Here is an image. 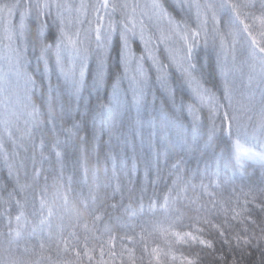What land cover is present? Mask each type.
<instances>
[{"label":"snow or ice","instance_id":"6c2138e0","mask_svg":"<svg viewBox=\"0 0 264 264\" xmlns=\"http://www.w3.org/2000/svg\"><path fill=\"white\" fill-rule=\"evenodd\" d=\"M175 12L178 8L185 15L177 20L169 9ZM195 9L196 24L191 26L189 18L192 10ZM150 10V11H149ZM19 14V25L13 20L15 15ZM91 13V19H88ZM211 14L213 22L212 32V51L216 52L217 59L221 54L227 61L228 53L232 54L233 62L236 60V53L239 50L246 56L244 63L252 69L248 76L249 86L256 83L257 93L251 92L248 95L247 103L237 104L234 102L233 88L229 85L225 77L223 83L222 99L209 89L197 87L194 89V101L187 105L189 116L192 117L190 135L191 143L187 141V133L183 142H174L167 135V124L157 130L156 124L151 120H145L143 112L146 105V96L144 89L149 83L148 71L144 67L145 60L152 62V67L157 73V81L166 83L168 70L175 67V70L189 84L192 83L195 72L198 69L197 57L200 55L201 41L203 43L204 55H209V30L207 23ZM53 15L55 16L54 19ZM227 17V31H221L220 16ZM58 28V35L53 36L49 29L48 21ZM26 20L28 24H26ZM146 20L151 23L156 21V31L147 29ZM167 21L168 30L161 29L160 22ZM87 22L88 28L82 26ZM94 24V27H93ZM34 29V38L29 40L28 34ZM85 33V39L89 42L85 46L81 39V32ZM0 59H6L10 66L9 75L15 74L17 77L23 75L33 85L35 81L26 72L24 66L29 63L28 51L31 48L35 54L37 48L39 55L37 60L44 63L45 73L56 72L58 77L63 78L67 87L70 100L66 105L59 96L45 101L48 111L45 114L36 105H32V111L29 113L31 122L43 123V117L47 115V126L52 133V139L46 143L41 134L39 144L34 139L35 123L32 127L26 128L28 140L32 143L33 149H39L40 160L37 164L35 155L32 157L31 172L29 173L27 165L21 161L18 169L24 170V183H20L17 174L16 186L8 193L7 198L0 196V217L6 219V230L0 231V246L7 252L6 258H0V264H21V261L15 256L14 252L19 247L22 239L20 222L27 223L26 208L31 203L32 215L38 218L39 225H48L50 227L51 218L56 212L55 201L49 197V175L43 165L45 162L50 165L55 161L59 170L54 167L50 169L53 181L52 186L56 188L54 197L60 196L63 186V161L66 149L71 146L74 150H79L81 145L87 146L89 139L87 134L81 136L85 131L81 122L75 119L71 122V127H61L57 130V119H62L65 115L71 117L73 112H79L82 93L88 87L97 93V114L103 112L106 116L104 123L97 124V116L92 117V142L99 145L104 135L108 136V151L105 154V160H111L112 169L109 174L107 168L105 175L109 176V181L103 186L96 184V194L89 193L88 197H83L80 204L84 212H87L94 226L103 224L106 212L103 210L105 204L110 199L115 201L117 194L120 195V203L113 202L109 205L112 208H125L123 203L125 189L121 186V177L118 169L128 178V184L135 185L133 177L137 173V165L133 163L128 168L123 159L117 162V157L113 154V138L120 142L123 147H130L133 152L136 151L137 138L141 149L146 145L151 153L152 159L146 163L145 182L152 169L156 171L157 179H160V173L163 168H168L169 175H175L176 179L172 181V188L168 195L164 197L163 203L150 200L147 208L143 203V193L145 189L141 188L139 209L133 210L129 205L125 210L131 211L132 216L151 213L163 216L169 221L167 227L162 222H157L153 226V231H159L161 234H171L177 240L193 245H201L211 250L210 255L217 256L221 264H245L246 257H252L254 254L257 259L252 264H264V187L249 189L244 193V205L238 208H225L223 203L216 199L215 193L208 192V186L203 182L200 188L210 196V203L213 209L219 205L223 210L225 217L224 224H214L207 215L203 221L215 228L219 233V242L221 247L214 248L213 241L206 239L201 235L203 229L197 228L195 233L192 231L180 233L173 232L172 229L176 220L172 219L173 212H179L178 208H173L174 204L181 201V191L187 192V185L191 184V179L185 180L179 175L181 163H171L173 154L177 148L184 152H191L197 146L201 139L204 140L205 150L212 149L218 142L231 145L232 152L225 158L221 153L216 160V171L212 173L215 181H210L216 188L226 187L230 182L227 176L229 168L237 166L243 168L242 161L254 160L264 166V0H219V3L207 2L199 3L198 0H177L175 4L165 6L163 0H149L148 3L139 2L129 3L128 0H95L94 3H85L80 0L79 4L69 2V0H12V3L0 4ZM259 37V38H258ZM139 39L143 45V53L137 57L132 50L131 45ZM174 38L181 42L179 49L172 46ZM219 41V51H216V41ZM49 41H52L51 43ZM95 43V50L91 43ZM160 45H163V53H166L164 59H161ZM5 52L7 53L5 55ZM115 53V57H113ZM55 55L54 66L50 67V58ZM94 60V67H90L89 61ZM115 60L117 66L123 68L122 74H117L112 91L106 104L99 103L101 90L107 87L106 77L109 74L111 64ZM256 65L260 66V71L256 72ZM133 66L134 74L130 75ZM223 74V68L221 69ZM91 77V85L88 84V77ZM4 76L0 75V80ZM128 80L127 89L121 87L122 82ZM51 90V85H50ZM131 91V99H128V92ZM71 97H75V107L71 103ZM55 107L59 108L60 117L54 114ZM207 107L208 115L205 118L202 110ZM133 109L135 115H131ZM30 121H26V124ZM147 126V135L143 129ZM127 128V132L124 129ZM251 129V134L249 133ZM20 129L13 125L7 118L0 119V159L9 168L11 174L14 161L18 156V151H9L7 145L11 144L14 148L19 147V141L23 139L18 135ZM183 132V127H182ZM63 136V139H61ZM79 139L80 143L75 141ZM233 157L235 163H233ZM99 162V161H98ZM221 162H223L224 175H221ZM170 165V167H169ZM209 166L205 165V174ZM88 170L85 169L84 179L88 180ZM93 177H98V172L93 173ZM116 180V187L113 189L111 180ZM41 181H43L41 185ZM155 183V181H152ZM59 185V187L57 186ZM103 187V196H99V191ZM192 187H196L194 184ZM39 188V192L36 189ZM109 189L111 194L109 195ZM135 187L128 188L131 196L135 192ZM175 192V197L172 193ZM38 198V206H37ZM250 198V199H249ZM102 203L98 204L97 201ZM184 199H187L185 196ZM15 203L17 215L15 216L16 226L13 227L11 215V205ZM64 205L68 204V197L63 196ZM189 204H196L197 201L189 200ZM239 204V200L236 201ZM249 204L253 205L249 208ZM7 206V207H5ZM258 210V211H257ZM198 213L207 212L205 205L196 208ZM46 213V215H45ZM182 216V214H180ZM239 222V228L228 223V218ZM63 219V216H61ZM199 219V217H198ZM77 223H80L79 216ZM85 238L83 252L79 250V241L75 231L69 233V239H64L63 229L56 240L57 260L50 264H81L83 257L89 261L93 260L92 253L95 247H88L89 227L87 222L83 224ZM36 228H33V232ZM104 232H109L107 225L103 228ZM131 238V237H129ZM143 238V237H142ZM51 240V235L49 236ZM100 239V237H97ZM111 244V238L108 241ZM61 245H63V254H61ZM224 246H227V255L224 252ZM45 247L40 244L41 250ZM25 252L29 251L27 248ZM74 253V257L73 254ZM112 257L114 252H110ZM168 255V253H165ZM104 248L100 249V258L96 264H108L104 260ZM155 257L157 264H161L160 250L153 249L149 254ZM199 253L196 258L187 259L186 264H196ZM129 259H132L130 256ZM175 259V257H173ZM38 264V262H37Z\"/></svg>","mask_w":264,"mask_h":264},{"label":"trees","instance_id":"16d2710c","mask_svg":"<svg viewBox=\"0 0 264 264\" xmlns=\"http://www.w3.org/2000/svg\"><path fill=\"white\" fill-rule=\"evenodd\" d=\"M3 0H0L2 2ZM136 1V0H135ZM133 1V2H135ZM142 5L145 4L142 0H137ZM215 3H219V0H213ZM7 3H12V0H6ZM165 6L172 5L169 0H163ZM174 1L173 3H176ZM172 12V9H169ZM172 15L180 20L184 13H181L177 8ZM55 16L53 15L54 19ZM15 20L19 19V14L14 17ZM52 19L48 21L49 29H46V34L50 30L53 36L58 35V28L56 24L52 23ZM211 19V15H209ZM221 24L219 25L221 31H227L226 20L227 17L220 16ZM26 24L28 21L26 20ZM189 24L195 26L196 15L195 9L192 10ZM147 26L151 25L149 23ZM152 32L154 26H151ZM209 30V55L205 56L203 51V43L200 45V55L197 57L198 69L194 74L193 81L189 84L183 79L180 74L175 70V67L168 70L167 80L165 84L157 81V73L152 67L150 60H145L144 67L148 71L149 83L144 89L146 96V105L143 112L145 120L151 119L157 126V130L160 127L167 124V135L174 142H183L185 139V133H187V141L191 143L190 127L192 117L189 116L187 105L192 103L195 99L194 89L197 87L209 89L214 92L218 97L222 99L223 96V83L225 77L228 80L229 85L233 88L234 102L237 104L247 103L248 95L251 92L257 93V99L259 98L258 89L255 82L249 86L248 76L252 69L248 64L244 63L247 59L238 50L236 53V60L233 62L232 54L228 53L227 61L225 62L224 55L221 54L219 60L217 59L216 52L212 51V36L214 33L212 20L207 23ZM81 36H83L81 34ZM29 40L34 38V29L32 33L28 34ZM259 38V37H258ZM139 40V39H138ZM50 43L52 41H49ZM136 45L133 52L137 57L143 53V45L134 42ZM172 46L178 49L177 38L172 41ZM216 51H219V41H216ZM161 59L167 63L164 59L166 53H163V47L160 46ZM39 49L37 48V51ZM32 52L31 48L28 51V58ZM7 53L5 52V55ZM115 57V53L112 54ZM223 68V74L221 69ZM122 67L117 66L115 60H113L109 74L106 77L107 87L102 91L107 96H100L99 103L106 104L108 97L112 91V84L115 81L116 75ZM26 73L32 77L35 81L33 85L23 75L17 77L14 74L9 75L10 66L6 59H0V75L4 76L3 80H0V119L7 118L13 125L18 127L21 131L18 135L23 139L19 141V147L14 148L11 144H8L9 151H18V156L14 161H10L14 164V168L10 174L9 168L5 165L4 161L0 159V196L7 198L8 193L16 186L17 174L19 176L20 183H24V170L18 169V165L23 161L27 165L29 173L31 172L32 157L35 155L37 164H39L40 153L39 149H33L32 143L28 140L26 135V128L32 127L33 123L31 118H28V114L32 111V105H36L45 114L48 111L45 101L53 99L59 96L67 105L70 97L67 87L63 78L58 77V73L51 72L43 75L39 70L31 65L25 66ZM255 71H260V66L256 65ZM134 74L133 72L130 73ZM90 77V76H89ZM88 77V78H89ZM51 85V90H50ZM129 86L128 80H125L121 85L123 89H127ZM12 89V90H9ZM11 94L9 95V93ZM128 99H131V91L128 92ZM71 103L73 108L75 107V97H71ZM97 95H87L82 93L80 100L79 112H73L72 115H76L78 119L84 121L85 116L92 119L93 115L97 116V124L104 123L106 116L103 112L97 114ZM2 114V115H1ZM54 114L60 117V111L58 107H55ZM84 114V116H83ZM131 115H135L133 109ZM202 115L206 118L208 115V108L205 107L202 110ZM68 116L65 115L62 119H57V130L61 127L67 128L64 124V120ZM26 121L30 123L26 124ZM43 123H35L34 139L37 144L41 139V134L45 142L48 143L52 139V133L49 131L50 126L46 127L47 115L43 117ZM183 127V132H182ZM127 132V128L124 129ZM147 135V126L142 130ZM251 134V129H249ZM87 134L89 144L87 146L81 145L79 150H74L69 146L65 151V157L63 161V186L61 187L60 196L54 197L53 193L56 188L52 186L53 181L51 179V168L59 170V165L55 164L53 159L52 164L45 162L43 167L46 170V174L49 175V197L54 199L56 212L51 218L50 227L48 225L38 226L39 221L37 217L32 215L31 203L26 208L27 223L23 220L20 222V230L22 233V239L19 247L13 246L15 249V256L21 261V264H50L48 257H51V261L57 260L56 240L60 235L61 229H63L64 239L72 243L69 239V233L75 231L77 233V239L79 241V250L83 252L85 232L83 228L84 222H87L89 227L88 232V247L89 249L95 247V251L92 253L93 260L89 261L87 257H83L81 264H96L100 258V249L104 248L105 256L104 260L108 264H157L155 257H151L153 249L160 250L161 264H186L187 259L196 258V254L199 253L196 264H221L217 256L210 255L211 250L204 248L201 245H193L189 247V244L177 240V238L171 234H161L159 231H153V226L157 222H162L164 227L169 224L168 220L159 214L153 216L151 213H145L143 215L132 216L131 211L125 209L130 205L131 209H139L140 189H145L143 193V203L147 208L150 200L163 203L164 197L169 194L172 188V181L176 179L175 175H169L168 168H163L160 173V179H157L156 171L153 168L148 176V181L145 182L146 161L152 159L151 153L145 145L141 149L139 145V139L137 138L136 151L133 152L130 147H123V145L113 138L114 151L113 154L117 157V162L123 159L128 168H131L133 163L137 165L136 176L133 177L135 185L128 184V178L118 171L121 177V186L125 189L123 203L125 208H112L111 205L115 202L117 205L120 203V195L117 194L115 201L108 200L104 206L106 212L103 224L94 226L91 216L84 212L80 204V200L83 197H88L89 193L96 194V184L103 186L106 184L110 175H105V169L107 168L109 174L112 169L111 160H105V154L108 151L107 140L108 136L104 135L99 145L92 142V122L88 125L85 131L80 133L81 136ZM63 139V136H61ZM75 143L79 144L77 139ZM224 153L227 158L231 152V145L218 142L212 149L205 150L204 140L201 139L199 144L193 148L191 152H184L180 148H177L173 154L171 163L180 162L181 171L179 173L185 180L191 179V184L187 185V192L181 191V201L179 204H174L173 208H178L179 212L172 213V219L177 222L173 227V232H188L195 233L197 228L203 229L201 235L204 238L213 241L214 248L219 249L221 242H219V233L215 228H211L209 224L204 223L203 217L207 215L214 224H224L225 217L223 215L222 208L218 205L216 209H213L210 201V196L206 194L201 188L200 184L208 186L209 193H215L216 199L223 203L225 208H238L244 205V193L248 190L264 187V168L258 167L255 164L249 162L247 165H243V168L237 166L234 169L229 168L227 176L230 178V182L226 187L216 188L214 184H210V181H215V176L212 175L216 171V160L220 158L221 153ZM99 161V162H98ZM233 163L235 159L233 157ZM209 166L207 174H205V165ZM170 167V165H169ZM88 170V180L84 179L85 169ZM221 175H224L223 162H221ZM98 172V177H93V173ZM155 181V183H152ZM43 181H41L42 185ZM116 180H111L112 188L116 187ZM196 187H192V185ZM59 187V185H57ZM135 187V192L130 196L127 189ZM39 188L36 189L39 192ZM109 189V195L111 194ZM104 189L101 187L99 196H103ZM67 195L68 204L64 205L63 196ZM175 197V192L172 193ZM187 199H184V197ZM237 199L239 204L236 203ZM250 199V198H249ZM189 200L197 201L196 204H189ZM98 204L102 201L98 199ZM201 205H205L208 209L207 212L195 211ZM38 206V198H37ZM7 207V206H5ZM253 205L249 204V208ZM2 211V209H0ZM258 211V210H257ZM182 214V216L180 215ZM11 215L13 219V227L16 226L15 216L17 215V209L15 203L11 205ZM46 215V213H45ZM63 216V219H61ZM79 216L80 223H77V217ZM199 217V219H198ZM228 223L232 224L236 228H239V222L228 218ZM6 219L0 217V231L6 230ZM107 225L110 229L109 232H104L103 228ZM33 228L36 231L33 232ZM51 235L52 239H49ZM100 237V239H97ZM131 237V238H129ZM143 237V238H142ZM111 238V244L108 243ZM44 243L43 250L40 248V244ZM27 248L29 251L25 252ZM63 245H61V254H63ZM110 252H114L115 256L112 257ZM224 252L227 255V246H224ZM168 253V255H165ZM74 257V253L72 254ZM132 259H129V257ZM7 252L3 246H0V258H6ZM175 257V259H173ZM257 257L254 254L252 257L245 258V264H252V261Z\"/></svg>","mask_w":264,"mask_h":264},{"label":"bare ground","instance_id":"6f19581e","mask_svg":"<svg viewBox=\"0 0 264 264\" xmlns=\"http://www.w3.org/2000/svg\"><path fill=\"white\" fill-rule=\"evenodd\" d=\"M3 3H7L6 0H3L2 2H0V4H3ZM132 3H133V1H132ZM13 22H14L17 26L19 25V19L14 20ZM82 27H83L84 29H87V28H88V23L85 22V23L83 24ZM0 34H2V33H0ZM81 34L83 35V34H85V33L82 31ZM84 42H85V46H87L88 43H89L87 40H85ZM91 47H92L93 52H94V50H95V44H94L93 42L91 43ZM131 47H132V48H135L134 43L131 45ZM38 55H39V50L36 51L35 54H33V53L31 52V53H30V57L28 58L29 63H27L25 66L27 67V65H31V66L35 67L37 70H39L41 73H43V75H45V74H47V73H45V70H44V68H45L44 63H43L42 60H40V61L37 60V56H38ZM54 63H55V55L53 54V55L51 56V58H50V67L54 66ZM89 64H90V67H94V66H95V65H94V60H90V61H89ZM25 66H24V68H23V71H24V72H26V71H25ZM134 71H135V67L133 66L132 71H131L130 73H132V72L134 73ZM49 73H51V72H49ZM122 73H123V68H122L121 71L118 72V74H122ZM12 76H13V78L15 77L14 74H12ZM116 76H117V75H116ZM124 81H125V80H124ZM124 81L122 82V84L124 83ZM88 84H89V86L91 85V77L88 78ZM84 92H85L87 95H97V93L95 92V90L91 89L90 87L86 88V89L84 90ZM99 95H102L103 97H105V96H107V93L105 94V93L101 90V92H100ZM83 116H84V114H83ZM29 117H30V116H29V114H28V118H29ZM73 119H75L76 121L81 122L82 126L85 127V129H87V128H88V125H90L91 122H92V119H90V118H88V117H86V116H85V118H84V121H82L81 119H78V117H77L76 115H72L71 117L68 116V117L63 121L64 124H65V126H67V127H71V122H72Z\"/></svg>","mask_w":264,"mask_h":264},{"label":"rangeland","instance_id":"374dc122","mask_svg":"<svg viewBox=\"0 0 264 264\" xmlns=\"http://www.w3.org/2000/svg\"><path fill=\"white\" fill-rule=\"evenodd\" d=\"M132 1H135V0H128V2L129 3H132ZM143 1V0H142ZM170 2H172V4H175V3H173L174 1H177V0H169ZM69 2H72V3H76V4H79L80 3V0H69ZM95 2V0H85V3H94ZM135 2H138L137 0L135 1ZM144 3H148L149 2V0H144L143 1ZM198 2L199 3H201V4H203V3H207V2H214L213 0H198ZM150 11V10H149ZM209 15H211L210 13H209ZM92 17H91V13H89V17H88V19H91ZM15 20V19H14ZM13 20V21H14ZM209 21H211V19H208V22ZM148 22H147V20H146V24H147ZM149 24H151V25H149V26H147V29L149 30V31H151L152 30V28H151V26H154V31H155V29H156V27H155V25H156V21L155 20H153L151 23H149ZM93 27H94V24H93ZM160 27H161V29H163V30H165V31H167L168 30V24H167V21H163V22H160ZM81 39L82 40H86L85 39V34H83V36H81ZM136 41H137V43L139 44V40H138V38L136 39ZM94 43V42H93ZM95 44V43H94ZM160 46H162V47H164L163 45H160ZM177 46H178V49L180 48V46H181V42L178 40V38H177ZM135 50H137L138 51V49L136 48V45H135V48H134ZM9 90H12V89H9ZM11 94V92L9 93V95ZM2 115V114H1ZM249 162H251V163H253V164H255L256 166H260V167H263L264 168V166H262L261 165V163H259L258 161H254V160H251V159H248V160H244V161H242V163H243V165H247V163H249Z\"/></svg>","mask_w":264,"mask_h":264}]
</instances>
